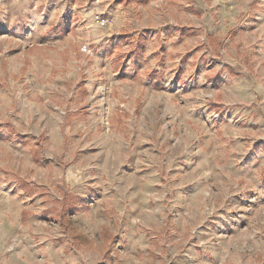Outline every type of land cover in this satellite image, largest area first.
I'll list each match as a JSON object with an SVG mask.
<instances>
[{
    "label": "rangeland",
    "instance_id": "374dc122",
    "mask_svg": "<svg viewBox=\"0 0 264 264\" xmlns=\"http://www.w3.org/2000/svg\"><path fill=\"white\" fill-rule=\"evenodd\" d=\"M0 264H264V0H0Z\"/></svg>",
    "mask_w": 264,
    "mask_h": 264
},
{
    "label": "trees",
    "instance_id": "16d2710c",
    "mask_svg": "<svg viewBox=\"0 0 264 264\" xmlns=\"http://www.w3.org/2000/svg\"><path fill=\"white\" fill-rule=\"evenodd\" d=\"M117 1L119 3L127 4L131 1H134V0H117ZM145 1H147V0H145ZM24 142H26V141H24ZM26 186H27V184H26ZM75 198H76L75 196H69V197L67 196L65 198V202L67 201L65 205H66V209L68 212H74L80 208L79 205L76 203ZM66 226L68 228H70L71 224L68 222V223H66ZM70 232L72 233L75 242L76 241L77 242H87V239H86L87 237L83 233L76 231L73 228L70 229Z\"/></svg>",
    "mask_w": 264,
    "mask_h": 264
},
{
    "label": "built area",
    "instance_id": "2783aa9c",
    "mask_svg": "<svg viewBox=\"0 0 264 264\" xmlns=\"http://www.w3.org/2000/svg\"><path fill=\"white\" fill-rule=\"evenodd\" d=\"M113 18H106L104 16H102L101 14H97L96 15V20L97 22L102 25V26H105L107 25L108 23H110V21H112ZM84 49L87 51L88 50V45H85L84 46Z\"/></svg>",
    "mask_w": 264,
    "mask_h": 264
}]
</instances>
